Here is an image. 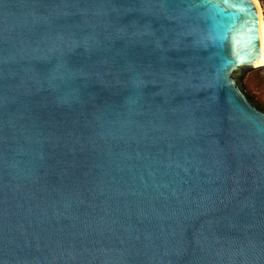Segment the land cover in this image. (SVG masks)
Instances as JSON below:
<instances>
[{
    "label": "water",
    "instance_id": "water-1",
    "mask_svg": "<svg viewBox=\"0 0 264 264\" xmlns=\"http://www.w3.org/2000/svg\"><path fill=\"white\" fill-rule=\"evenodd\" d=\"M254 0H0V264H264Z\"/></svg>",
    "mask_w": 264,
    "mask_h": 264
},
{
    "label": "rangeland",
    "instance_id": "rangeland-1",
    "mask_svg": "<svg viewBox=\"0 0 264 264\" xmlns=\"http://www.w3.org/2000/svg\"><path fill=\"white\" fill-rule=\"evenodd\" d=\"M261 8L263 22H264V0H257ZM242 85L248 95L253 96L256 101L264 105V68L262 70L254 71L246 74L242 79Z\"/></svg>",
    "mask_w": 264,
    "mask_h": 264
},
{
    "label": "bare ground",
    "instance_id": "bare-ground-1",
    "mask_svg": "<svg viewBox=\"0 0 264 264\" xmlns=\"http://www.w3.org/2000/svg\"><path fill=\"white\" fill-rule=\"evenodd\" d=\"M254 1H255V3L257 4L258 9H259V12H260L261 17H262V12H261V8H260V6H259V3H258L257 0H254ZM262 19H263V17H262ZM261 38H262V44H263V58H262L261 62L259 63V65H261V66L264 67V26H263V23H262V25H261Z\"/></svg>",
    "mask_w": 264,
    "mask_h": 264
},
{
    "label": "trees",
    "instance_id": "trees-1",
    "mask_svg": "<svg viewBox=\"0 0 264 264\" xmlns=\"http://www.w3.org/2000/svg\"><path fill=\"white\" fill-rule=\"evenodd\" d=\"M246 91H247V93L249 92V90H247L246 89ZM249 97L251 98V100L259 107V108H261V109H263L264 110V105H262V104H260L258 101H256V99L253 97V96H251V95H249Z\"/></svg>",
    "mask_w": 264,
    "mask_h": 264
},
{
    "label": "built area",
    "instance_id": "built-area-1",
    "mask_svg": "<svg viewBox=\"0 0 264 264\" xmlns=\"http://www.w3.org/2000/svg\"><path fill=\"white\" fill-rule=\"evenodd\" d=\"M263 26H264V22H263Z\"/></svg>",
    "mask_w": 264,
    "mask_h": 264
}]
</instances>
